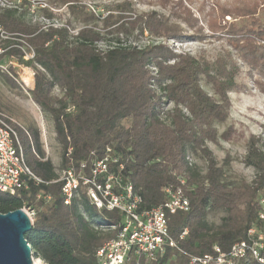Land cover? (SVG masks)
Wrapping results in <instances>:
<instances>
[{
    "label": "trees",
    "instance_id": "obj_1",
    "mask_svg": "<svg viewBox=\"0 0 264 264\" xmlns=\"http://www.w3.org/2000/svg\"><path fill=\"white\" fill-rule=\"evenodd\" d=\"M15 3L0 7V63L6 60L8 65L14 60L34 70V88L29 94L53 122L61 148L60 169L72 163L78 166L91 151L102 155L111 148L146 210L164 203L165 189L176 188L178 178L186 179L191 208L171 216L169 232L190 255L210 254L215 245L227 252L246 241L252 227L264 235L260 218L264 149L254 137L250 139L242 163L253 168L256 177L251 183L232 186L222 180L207 145L230 138L231 130L219 136L218 125L229 118V93L240 88L237 63L232 57L198 59L150 42L201 40L198 34L203 27L190 9L184 7L178 16L183 26L155 11L139 13L131 0L108 8L105 16L81 0ZM216 7L224 16L236 13L250 19L229 37L235 45L242 44L239 56L243 62L257 67L264 60V46L259 44L264 41V0L234 10ZM61 8L67 10L68 19L58 24L55 11ZM2 73L16 85L18 74L12 66ZM203 80L217 98L203 88ZM56 89L61 95L54 94ZM170 104L173 108L165 114ZM28 133L33 149L25 156L26 163L47 184L30 181L29 189L16 196L0 193V213L14 212L25 204L37 211L33 229L26 235L35 259L46 264H98L97 251L117 234L101 227L119 225L122 215L98 211L85 197L64 205L60 184H51L58 174L52 161L46 160L39 130L31 128ZM189 151L206 160L205 175L189 164ZM210 213L225 215L215 225L207 219ZM185 229L188 236L181 240ZM138 260L141 264H188L185 255L172 249L156 260L133 257L131 264Z\"/></svg>",
    "mask_w": 264,
    "mask_h": 264
},
{
    "label": "rangeland",
    "instance_id": "obj_2",
    "mask_svg": "<svg viewBox=\"0 0 264 264\" xmlns=\"http://www.w3.org/2000/svg\"><path fill=\"white\" fill-rule=\"evenodd\" d=\"M88 5L89 9L98 15L105 16L107 9L117 3L128 0H81ZM134 2L139 13L158 12L170 18L174 23L182 24L178 16L184 7L190 9L203 30L198 37L201 40H185L182 42L173 40H150L151 43H162L169 46L177 53H189L198 59L215 61L217 58L232 57L238 65L239 75L236 79L239 90L229 93L231 109L229 118L223 124L218 125L219 136L231 130L230 138L218 139V143H208V147L217 160L221 169L222 180L229 185H238L242 182L251 183L256 177L253 168L246 167L242 162L249 148L251 138H255L257 145L264 149V60L259 61V65H246L240 58L242 44L235 45L230 41V33L236 31L250 19L242 18L233 13L224 16L223 11L216 6L228 8H239L241 5H253L256 0H131ZM17 5L15 0H0V7ZM234 10V9H232ZM67 10L61 8L55 11L56 23H65L68 19ZM26 19H29L27 16ZM37 17H34L36 19ZM183 25V24H182ZM184 26V25H183ZM190 34H193L191 31ZM147 44L146 40L141 42ZM264 46V41L259 43ZM103 46V45H102ZM105 47V46H103ZM264 57V56H263ZM8 66H12L17 74L16 85L9 82L2 73ZM34 70L30 67L20 65L16 61L8 62L4 60L0 63V112L15 119L26 131L36 128L40 133V141L46 158L52 161L56 173L61 168V148L56 140L53 122L39 106H37L29 94V90L34 88ZM203 88L214 98L212 86L205 80L202 82ZM54 94L61 95L56 89ZM173 108L172 104L165 106V114ZM128 126L129 123H126ZM25 156L33 149V139L28 136L19 126H14ZM191 159V166L196 168L201 175L207 171V162L200 153L188 152ZM261 202L264 196H260ZM264 211V208H263ZM224 213H210L207 217L211 224L218 225ZM88 218V215L85 216ZM101 220L105 218L101 215ZM39 260V259H36ZM41 264H46L39 260Z\"/></svg>",
    "mask_w": 264,
    "mask_h": 264
},
{
    "label": "built area",
    "instance_id": "obj_3",
    "mask_svg": "<svg viewBox=\"0 0 264 264\" xmlns=\"http://www.w3.org/2000/svg\"><path fill=\"white\" fill-rule=\"evenodd\" d=\"M29 58H33V55ZM14 126H19L30 137L15 119L0 112V193L9 196L28 190L30 181L36 185L47 184L27 165ZM186 159L191 165L190 157ZM123 170L114 151L106 148L102 155L96 150L91 151L88 159L81 161L78 166L72 163L61 169L58 178L51 182L60 184L61 197L66 206H71L75 201L82 202L85 197L98 211H117L122 215L119 225L101 227L105 232L117 231V234L97 251L98 264H131L133 257L156 260L168 249L185 255L188 264H264V235L256 227L248 231L246 241L233 245L227 252L217 245L210 254L202 256L184 252L171 237L169 222L172 215L190 211V200L185 194L186 179L178 178L179 185L176 188L165 189V202L146 210L141 208L142 197ZM45 199L50 201L51 196ZM262 206L264 208V201ZM22 210L34 224L37 211L26 204ZM260 218L264 220V211ZM187 236L188 230L185 229L180 239L184 240ZM135 264L141 263L138 260Z\"/></svg>",
    "mask_w": 264,
    "mask_h": 264
},
{
    "label": "water",
    "instance_id": "obj_4",
    "mask_svg": "<svg viewBox=\"0 0 264 264\" xmlns=\"http://www.w3.org/2000/svg\"><path fill=\"white\" fill-rule=\"evenodd\" d=\"M33 226L22 209L0 213V264H39L26 239Z\"/></svg>",
    "mask_w": 264,
    "mask_h": 264
},
{
    "label": "bare ground",
    "instance_id": "obj_5",
    "mask_svg": "<svg viewBox=\"0 0 264 264\" xmlns=\"http://www.w3.org/2000/svg\"><path fill=\"white\" fill-rule=\"evenodd\" d=\"M37 263H39V264H41L40 262H39V260H35Z\"/></svg>",
    "mask_w": 264,
    "mask_h": 264
}]
</instances>
